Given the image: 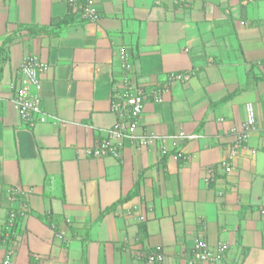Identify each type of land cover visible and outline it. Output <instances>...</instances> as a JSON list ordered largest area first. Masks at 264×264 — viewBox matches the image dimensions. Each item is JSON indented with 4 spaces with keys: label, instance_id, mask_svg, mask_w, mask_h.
<instances>
[{
    "label": "crops",
    "instance_id": "crops-1",
    "mask_svg": "<svg viewBox=\"0 0 264 264\" xmlns=\"http://www.w3.org/2000/svg\"><path fill=\"white\" fill-rule=\"evenodd\" d=\"M93 1L95 22L67 0H0V264L11 239L10 264H188L199 237L228 244L202 264H264V0ZM120 47L146 92L173 72L190 78L145 100L137 131L157 136L150 145L86 156L119 118ZM31 54L48 64L39 89L20 73ZM18 87L46 121L21 122ZM248 102L257 127L225 172ZM19 197L26 213L8 237ZM156 248L160 263L143 256Z\"/></svg>",
    "mask_w": 264,
    "mask_h": 264
},
{
    "label": "built area",
    "instance_id": "built-area-1",
    "mask_svg": "<svg viewBox=\"0 0 264 264\" xmlns=\"http://www.w3.org/2000/svg\"><path fill=\"white\" fill-rule=\"evenodd\" d=\"M68 5L79 14L83 19L95 22L100 18L99 10L95 6L93 0H67ZM119 59L121 77L120 82L122 89L114 94V100L111 108L118 115V119L109 131L107 138L98 139L92 146L85 147L83 153L90 157H103L106 155H118L124 140L130 141L137 147L150 145L157 136L137 131L139 120L144 109V103L147 98L155 102L163 100V92L167 90L169 83L177 81H187L190 78L189 73L173 72L167 76L165 84L152 89L149 92L144 91L142 87L135 84L133 76L130 74L129 54L125 47H120L117 51ZM48 64L37 55L31 54L24 57L20 73L33 85L36 89L40 87L39 73L45 71ZM12 102L17 109L21 122L31 127L36 123L44 122L47 119V114L40 108V99L37 94H32L26 87H18L12 97ZM257 127V118L254 105L250 102L245 104V119L241 124L240 129H232L234 142L232 143L228 155L220 161V167L229 172L232 169V159L237 151L247 141L251 131ZM194 138V135H185L180 132L175 138L182 137ZM182 157V153L178 154ZM214 175L212 167L205 169L204 182L209 183ZM23 194L16 189H13L9 200H15L14 195ZM19 194V195H20ZM18 207L11 208L7 214L5 223L6 236L13 238L17 234L19 218L26 213V205L22 198H18ZM136 207L134 206L133 209ZM128 212H130L128 210ZM62 233H57L56 237L61 238ZM14 241L11 239L10 245L7 247L6 255L2 259V264H10L12 254L14 252ZM228 250L227 243H218L215 247H211L204 238H196L190 250V259L188 264H202L204 262H213L221 259ZM143 255V254H141ZM150 262H162L163 255L160 248L143 255Z\"/></svg>",
    "mask_w": 264,
    "mask_h": 264
},
{
    "label": "trees",
    "instance_id": "trees-1",
    "mask_svg": "<svg viewBox=\"0 0 264 264\" xmlns=\"http://www.w3.org/2000/svg\"><path fill=\"white\" fill-rule=\"evenodd\" d=\"M80 1H83V0H80Z\"/></svg>",
    "mask_w": 264,
    "mask_h": 264
}]
</instances>
